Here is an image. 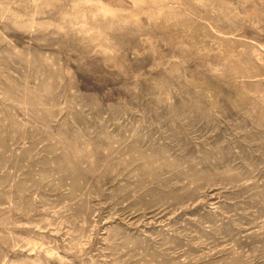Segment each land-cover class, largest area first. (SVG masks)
Masks as SVG:
<instances>
[{
  "label": "rangeland",
  "instance_id": "1",
  "mask_svg": "<svg viewBox=\"0 0 264 264\" xmlns=\"http://www.w3.org/2000/svg\"><path fill=\"white\" fill-rule=\"evenodd\" d=\"M0 264H264V0H0Z\"/></svg>",
  "mask_w": 264,
  "mask_h": 264
}]
</instances>
